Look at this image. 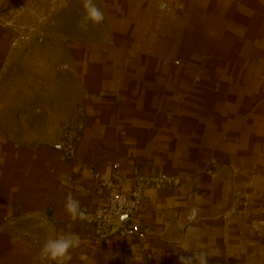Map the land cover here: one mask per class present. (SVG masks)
<instances>
[{
  "label": "crops",
  "instance_id": "0c3cea01",
  "mask_svg": "<svg viewBox=\"0 0 264 264\" xmlns=\"http://www.w3.org/2000/svg\"><path fill=\"white\" fill-rule=\"evenodd\" d=\"M94 2L84 30L82 0H0V264H40L69 232L71 264H264V0ZM91 168L126 192L138 173L180 182L147 189L143 241L97 243L64 210L105 201Z\"/></svg>",
  "mask_w": 264,
  "mask_h": 264
},
{
  "label": "built area",
  "instance_id": "2783aa9c",
  "mask_svg": "<svg viewBox=\"0 0 264 264\" xmlns=\"http://www.w3.org/2000/svg\"><path fill=\"white\" fill-rule=\"evenodd\" d=\"M82 130L83 127L77 120L64 127L58 144L65 156H75L76 142ZM90 171L106 190L104 202L85 208L90 218L84 221L95 232L97 243L104 240L115 228L121 235H135L139 241H143L146 234L139 220V213L147 189L151 186L170 187L180 182L179 177L166 172L138 173L134 177L133 188L126 192L122 190V177L119 172L115 171L106 176L95 168Z\"/></svg>",
  "mask_w": 264,
  "mask_h": 264
},
{
  "label": "clouds",
  "instance_id": "9594fccd",
  "mask_svg": "<svg viewBox=\"0 0 264 264\" xmlns=\"http://www.w3.org/2000/svg\"><path fill=\"white\" fill-rule=\"evenodd\" d=\"M84 15L82 16L79 26L86 30L88 23L100 24L103 22L104 12L96 5L94 0H82ZM64 210L69 218L73 221L87 220L90 214L87 213L80 205V201L75 199L71 193L65 197ZM80 245V238L75 233H62L49 237L45 240L40 248L38 258L40 264H71L72 252ZM179 264H208V254L201 252L194 256H180Z\"/></svg>",
  "mask_w": 264,
  "mask_h": 264
}]
</instances>
